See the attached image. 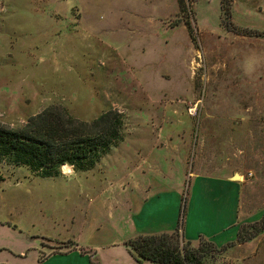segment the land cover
<instances>
[{
  "label": "rangeland",
  "instance_id": "obj_1",
  "mask_svg": "<svg viewBox=\"0 0 264 264\" xmlns=\"http://www.w3.org/2000/svg\"><path fill=\"white\" fill-rule=\"evenodd\" d=\"M179 1L187 18L178 0H0V126L48 108L122 121L86 171L0 160L1 245L121 242L150 197L185 218L197 175L238 174V224L264 225V0ZM206 264H264V231Z\"/></svg>",
  "mask_w": 264,
  "mask_h": 264
},
{
  "label": "trees",
  "instance_id": "obj_2",
  "mask_svg": "<svg viewBox=\"0 0 264 264\" xmlns=\"http://www.w3.org/2000/svg\"><path fill=\"white\" fill-rule=\"evenodd\" d=\"M180 12L187 14L178 0ZM225 10L229 15V6ZM187 18V15H186ZM184 24L190 28L188 19ZM122 121L113 111L101 114L91 124L78 123L65 110L48 108L29 118L25 126L17 130L0 126V160L25 165L41 177L53 176L63 165L77 171L92 167L101 155L108 152L112 143L120 139ZM186 205H182L178 228L170 233L139 235L126 242L135 254L136 261L148 260L152 264H206L210 250L221 252L225 246L217 247L204 239L198 247L179 239L183 228ZM248 230H252L248 233ZM264 231V225L240 227L237 243H246ZM228 245V244H227Z\"/></svg>",
  "mask_w": 264,
  "mask_h": 264
},
{
  "label": "crops",
  "instance_id": "obj_3",
  "mask_svg": "<svg viewBox=\"0 0 264 264\" xmlns=\"http://www.w3.org/2000/svg\"><path fill=\"white\" fill-rule=\"evenodd\" d=\"M241 185L231 178H211L194 176L191 199L184 218L182 236L192 245L202 238L222 247L235 243L240 225L238 209ZM180 200V197H179ZM193 204V208H191ZM180 205L168 208L167 201L160 197H150L134 209L135 236L121 242H108L99 246L68 239L71 245L40 246V238L60 243L68 240L26 235L27 244L16 248L0 244V264H138L136 254L126 246V242L139 235H156L175 231L179 225ZM197 213V214H196ZM207 224L208 228L204 227ZM16 228V227H15ZM21 232V231H19ZM91 238L90 236H88ZM35 238V240L33 239ZM140 264H152L141 260Z\"/></svg>",
  "mask_w": 264,
  "mask_h": 264
},
{
  "label": "water",
  "instance_id": "obj_4",
  "mask_svg": "<svg viewBox=\"0 0 264 264\" xmlns=\"http://www.w3.org/2000/svg\"><path fill=\"white\" fill-rule=\"evenodd\" d=\"M231 179H237V180H239L240 179V176L238 175V174H234L232 177H231Z\"/></svg>",
  "mask_w": 264,
  "mask_h": 264
},
{
  "label": "bare ground",
  "instance_id": "obj_5",
  "mask_svg": "<svg viewBox=\"0 0 264 264\" xmlns=\"http://www.w3.org/2000/svg\"><path fill=\"white\" fill-rule=\"evenodd\" d=\"M62 167L64 168V170H68V168H67L68 166L63 165Z\"/></svg>",
  "mask_w": 264,
  "mask_h": 264
}]
</instances>
